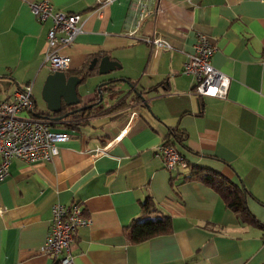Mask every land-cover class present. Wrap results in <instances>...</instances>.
Instances as JSON below:
<instances>
[{
	"label": "crops",
	"instance_id": "0c3cea01",
	"mask_svg": "<svg viewBox=\"0 0 264 264\" xmlns=\"http://www.w3.org/2000/svg\"><path fill=\"white\" fill-rule=\"evenodd\" d=\"M35 1L0 0V100L32 77L40 89L50 73L42 66L50 21L35 18ZM50 1L83 14L63 50L66 75L83 78L78 107L95 102L98 88L103 98L86 113L55 120V129L69 132L57 156L12 160L0 183V264H59L40 248L52 205L73 201L91 218L72 244L75 264H264V0H101L99 11L100 0ZM137 7L155 17L130 36ZM153 30L169 49L153 53L144 40ZM200 32L215 46L211 64L231 77L224 99L189 92L192 78L182 66ZM103 56L117 63L107 73L100 72ZM125 81L135 92L123 97ZM111 87L123 92L108 98ZM142 93L146 105L133 118ZM166 140L189 166L243 185L255 222L241 220L202 178H188V167L167 170L156 155ZM147 198L157 210L149 216H169L171 229L133 244L125 226L141 217Z\"/></svg>",
	"mask_w": 264,
	"mask_h": 264
},
{
	"label": "built area",
	"instance_id": "2783aa9c",
	"mask_svg": "<svg viewBox=\"0 0 264 264\" xmlns=\"http://www.w3.org/2000/svg\"><path fill=\"white\" fill-rule=\"evenodd\" d=\"M103 4L104 1L100 0L98 6L94 8L95 11H99ZM30 10L39 22L50 21L42 66L50 73L65 71L69 66L70 56L63 50L73 43L81 31L84 23L83 14L56 9L50 0L31 2ZM138 10L137 7L134 29L128 32L130 36L135 35L145 21L155 17L153 12ZM144 40L150 43L153 53L170 48L169 43L156 30ZM214 50L215 46L206 34L197 33L194 50L187 54L182 72L192 78L190 93L224 99L231 77L211 64L210 58ZM261 61L264 64V56ZM142 107V101L132 106L133 118L139 115ZM54 122V118L41 115L37 111L30 82L16 90L10 99L0 100V183L7 177L13 159L17 158L26 163L44 162L59 154L60 144L69 139V132L55 129ZM126 132L127 128H124L120 135ZM117 139L118 136L108 144ZM156 155L161 157L167 170L188 166L183 154L176 151L171 144L161 143L157 147ZM3 209L0 207V212ZM90 224L91 218L85 214L79 202L54 203L51 207L47 235L40 251L55 256L59 264H75L72 244L78 229Z\"/></svg>",
	"mask_w": 264,
	"mask_h": 264
},
{
	"label": "trees",
	"instance_id": "16d2710c",
	"mask_svg": "<svg viewBox=\"0 0 264 264\" xmlns=\"http://www.w3.org/2000/svg\"><path fill=\"white\" fill-rule=\"evenodd\" d=\"M86 74L88 73L85 72L84 75ZM105 87L106 86H103L102 90ZM77 107L78 105H74L72 107H67V108L63 106V109L62 111H60L59 114L64 113L70 109L71 110L75 109ZM88 110L89 109H86L84 111H80L79 113L76 112L70 117L77 116L80 113H86ZM40 113L41 115L44 116H50L48 115L49 114L48 111H46V113L45 112H40ZM54 115L55 114H51L52 117H54ZM174 131L175 130H172L173 135H174ZM163 142L170 144L169 141L167 140ZM187 167L191 169V173L188 176V178L190 179L202 178L206 183L212 186L220 194L226 205L232 208L237 213V215L240 217L241 220L246 221L247 219H250L252 222H255V219L248 212L246 205L244 204V197L247 194V191L243 187V185H241L240 183L239 184L234 183L231 179L208 169L193 168L189 166V164ZM140 206L141 208L139 213L141 217L135 218L134 220H132V222L129 225L125 226L126 236L131 243L133 244L141 243L152 237L170 232L171 221L169 216L167 215H157V216L155 215L153 217L149 216L157 212L155 205L150 198H147L144 202L140 204Z\"/></svg>",
	"mask_w": 264,
	"mask_h": 264
},
{
	"label": "water",
	"instance_id": "95a60500",
	"mask_svg": "<svg viewBox=\"0 0 264 264\" xmlns=\"http://www.w3.org/2000/svg\"><path fill=\"white\" fill-rule=\"evenodd\" d=\"M117 65L116 62L109 59L108 56H103L100 60V67L103 69L100 71L101 73H107L108 70L113 69L114 66ZM83 78L75 75L67 76L65 71H55L49 73L46 76L45 82L42 87V99L46 104V109L49 112L48 117H52L51 114H55L54 118L56 121H62L72 116L76 112L84 111L85 109L92 107L95 105L96 101L100 102L103 98V91L100 88L97 89V100L95 102L89 103L87 106H81L75 109L67 110L64 113H60L62 111L63 106L65 108L72 107L73 105H77L79 102V98L77 95L76 85L82 81ZM115 83L116 80H109L103 82L101 85L106 86V83ZM129 86V91L123 96L125 97L130 92H135V87L133 83H129L125 81ZM123 92V90H116L114 87L110 88L108 98H112L115 95H119ZM146 93H142L139 95V100L143 102V106L146 105V99L144 97ZM64 104V105H63ZM63 105V106H62Z\"/></svg>",
	"mask_w": 264,
	"mask_h": 264
},
{
	"label": "rangeland",
	"instance_id": "374dc122",
	"mask_svg": "<svg viewBox=\"0 0 264 264\" xmlns=\"http://www.w3.org/2000/svg\"><path fill=\"white\" fill-rule=\"evenodd\" d=\"M46 70L44 69V68H42L41 70H40V73H39V77H40V75L42 74V73H46L45 72ZM38 77V78H39ZM33 77L31 78V80H30V83L32 84V96H33V98H34V100H35V102L37 103V106L41 109V108H43L42 110L43 111H47V109H46V105H45V102L43 101V99H42V86H41V88L40 89H37L36 88V83H35V85H34V87H33ZM90 80V79H89ZM89 80H88V82H89ZM85 85V84H84Z\"/></svg>",
	"mask_w": 264,
	"mask_h": 264
}]
</instances>
